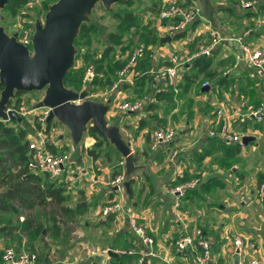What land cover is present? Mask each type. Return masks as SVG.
Instances as JSON below:
<instances>
[{
	"label": "rangeland",
	"instance_id": "rangeland-1",
	"mask_svg": "<svg viewBox=\"0 0 264 264\" xmlns=\"http://www.w3.org/2000/svg\"><path fill=\"white\" fill-rule=\"evenodd\" d=\"M168 1L171 0H134L132 6L117 2L111 4L109 8H105L101 2H97L91 12L87 14V20L85 21V23H93L96 26V31L91 34V51L100 55L104 48L110 45L111 40L109 35L117 32L118 20L116 15H123L125 11H132L143 20L141 31L145 27L151 26L154 29L158 26V36L161 37L164 35V37H171V41L168 42L169 44L167 43L171 46L169 52L171 53V57L176 56V62L179 64V68L182 67L183 70V67L187 63L186 58L191 54L189 53L188 43L198 33L192 37L194 30L188 27L185 30V36L183 38L172 39L174 35L168 34L163 30L162 27H165L168 21L162 25L161 19L156 12L157 9L162 8L163 3L165 4ZM173 1L179 2L184 7L192 5L196 10L195 19H199L201 23L207 22L200 9L198 0ZM186 1L190 3L185 5ZM211 1L213 8L219 6L216 5L217 0ZM257 1L259 5L263 0ZM44 2V0H29L27 6L22 8L15 17H6L4 19L2 17L0 19L2 20L0 25L9 35L16 30L33 26L36 21L42 22L45 16L43 8ZM239 10L240 12L244 11L241 7ZM1 14L2 16L4 15L2 11ZM224 22L230 23V29L224 31L222 26L216 27L214 25H212L213 27L211 29L216 30L222 36L235 37L241 36L245 31L249 30L251 35L250 37H243L244 40L254 42L252 44L254 47H258L264 51V37L262 36L264 35V10L253 19H239L228 16L224 18ZM125 38H133V44L129 48L138 47V36L130 33L126 34ZM208 40L209 35H207V32H203L201 33V39L198 40V44H207ZM184 41L185 43H182ZM160 46L161 44H156L151 50L156 64L161 67L169 57H167L166 50L161 49ZM74 48L75 55L80 53L75 45ZM126 54L127 52L122 53V51H119V46H117L114 58H124ZM221 57L222 53L220 51L213 61V68L217 71L219 77L228 72L230 76H232L231 74H235L233 83L213 87L210 82L211 87L208 86L205 93H203L204 91H202L201 86L206 81V78L200 75L197 81L192 83L186 92H181L178 89L176 109L168 113H165V105L163 104L148 113L143 111L145 113L144 116L137 114H133L132 116L127 111L122 112L116 110V103L121 100H137L134 98V93L132 92V85H130L132 83L125 81L121 82V86L114 93L111 92L110 88L104 90L95 88L91 94L87 92L85 98L108 105L109 110L105 115L107 126H116L122 139L128 144V134H135L139 125H145L144 133L148 134L149 137L159 127L166 126L167 128H172L175 132L174 139L176 141L172 140L171 145L181 142L180 144L182 146L180 147V154L176 157L177 160L184 153L185 159L191 161L190 163H186L187 167L185 169H177L179 174L187 178H197L199 179V184L209 175H221L225 183L224 187L215 189L210 193L183 194L178 198L168 192L159 194L152 191V193L145 189V184L149 181L146 178V174L150 170L149 167L141 161H134V165L136 163L141 164L138 167L139 170L127 173L123 156L110 142H103V146L99 149L100 156L97 159H92L88 155V150L93 148V141L86 134L90 123L87 124L81 139L77 143H74L71 140L67 127L57 119H50L51 124L49 127L46 126V119L44 122H39L38 118L42 115L45 108L35 109L34 106L38 101L42 100L44 90L21 92L15 98L11 99L14 102L17 98L19 100L17 105L23 106L28 111L24 116L22 115L20 125L29 132L28 138L30 142L42 139L44 145L47 146L53 143L60 146H55L59 151L69 153L70 159L66 163V171L68 172L64 171L60 178L51 179L56 184L63 186L64 196H67L63 205L67 211L61 209V206L58 205L59 203L55 201L49 202L46 206L29 209L18 199L11 200L10 203L14 206L15 212L9 210L3 211L0 214L3 220L1 223H6L7 226L12 227L16 226L17 229L12 236L5 235L0 240V250L3 251L4 248L9 246L18 252L35 253L37 255V264H99L96 261L97 258L100 259V256L97 254L99 251L97 247L104 250L107 248V245H109L108 242H111L112 234H115V224L119 221H125L126 225L128 223L130 225L131 218L142 221L141 216L143 212L151 204L153 206V216L156 221L163 219L168 224L175 226L174 230H177V232L171 234V238H167L168 244L173 247L175 252V241L178 237L186 232L191 234L197 229L203 230L208 226L209 223L203 221L205 220L206 214L210 215L211 222H218L222 212H219L217 209H219L218 203L221 202L222 204H227L224 209L227 213L232 214L229 217L233 219V227L228 231V236L232 233L234 236L243 237L241 233L244 231L257 228L256 230L259 235L246 239L249 244V248L247 249L248 253H251L249 249H251V245H255L256 239H264V131L254 130L256 121L249 119L247 116L250 110L256 109L258 105L264 102V94L261 90L262 81L258 78L257 71L254 68L249 65H243L242 67L240 65L239 68H234L230 62H220ZM74 64L78 66L81 64V61L76 60L74 57ZM240 68H243V70ZM235 69H238L240 73H234ZM152 78L153 83L151 87L155 89L157 88V84L160 83V79H156L154 75ZM181 78L182 76L180 74V79L175 80L173 85H177L181 81ZM166 84L164 82L161 86L165 87ZM83 90L87 91V88L84 87ZM152 92H149L145 98H142L146 104L152 100ZM255 98H261L260 103L256 102ZM219 109H223L224 113L227 114V117L231 120L230 124H233L236 131L242 133V126H245L248 135L254 136V143L246 145L238 157L230 161V165L224 167L219 162L217 163L218 157H213L202 161L200 167L197 169L196 167L198 166H195L193 162L194 157L192 152L196 149L198 142L202 144L206 133L211 127L204 121V118L206 115H211ZM137 116H140V118H137ZM237 116L244 117L245 125H243V122L237 121ZM261 125L264 128V115ZM88 138H90V141H88ZM189 138L193 139L192 142L195 141V144L187 150L185 149V147L187 148V140L185 139ZM95 139L98 140L101 137L98 136ZM95 151H98V149ZM105 151H108V154H105ZM2 152L3 156L0 168L8 170L14 165L16 155L9 149H3ZM118 170L121 171L118 175L122 177V181L129 183L131 195L129 199L126 196V189L123 187L116 192L113 190L111 181L118 175L113 178L112 174ZM178 171H169L170 177L169 179L166 178L167 181H165V184L169 188L174 187L169 184L175 179V174ZM74 174H76L75 177ZM129 180L131 181L129 182ZM199 184L194 189H197ZM262 192L263 196L261 199L260 194ZM161 198H164L162 202L160 201ZM82 202H85L84 206H81ZM116 202L121 204L123 210L114 213L111 219L108 216L104 218L100 210L105 205ZM76 205H79L82 210H78L73 220L69 219V214L68 216L63 215V213L68 212V208L72 210ZM210 207H213L211 212L207 211ZM241 210L248 212L246 220L248 226L246 227L239 223L244 218L240 217L237 213ZM215 217L217 218L215 219ZM25 218H31L36 223L43 225L44 229L41 238L38 237L36 238L37 240H33L22 233L19 224ZM100 220L112 223L107 226L108 229L103 226L98 227ZM57 226L59 227L58 231ZM135 248V252L138 254H119L123 260V264H140V261H143V258H141L142 251L136 241H134L133 249L135 250ZM122 250L128 251V249ZM131 257L132 259H130Z\"/></svg>",
	"mask_w": 264,
	"mask_h": 264
},
{
	"label": "trees",
	"instance_id": "trees-1",
	"mask_svg": "<svg viewBox=\"0 0 264 264\" xmlns=\"http://www.w3.org/2000/svg\"><path fill=\"white\" fill-rule=\"evenodd\" d=\"M43 8L46 13L49 6L54 3L56 0H44ZM234 4H239L240 0H226ZM134 0H125L121 1L127 6H132ZM29 0H8L6 5L1 10L3 15V19L6 17H15L19 11L27 6ZM50 3V4H49ZM179 3V2H178ZM189 1L185 2V5L189 4ZM222 9V8H221ZM232 8L223 9V11L228 13V16L236 17L239 19H253L259 15V13L264 10V0L257 4L255 9H244V11L240 12L239 14L232 11ZM157 15L160 13V8L157 9ZM118 24H117V32L111 33L109 38L111 40L110 45L105 47L103 52L99 54H95L91 51V34L96 31V26L93 23H85L83 22L77 32V35L74 39V45L78 48L80 53L75 55L76 60H80L81 64L76 66L73 65L72 68L65 74L63 78L64 86L69 89H74L76 91H82L83 86V77L86 72V68L91 66L93 68V76L92 79L87 83L85 86L87 88L88 94H91L92 90L98 88L100 90L109 89L112 84L118 78V71L123 68L127 63L129 56L133 50V48H129L131 44H133V38H125L126 34L132 33L134 36H138V44L137 46L143 47V54L142 56L136 58L133 65H131V72L133 75V84H132V92L134 93V98L142 99L145 98L149 92H152V100L148 102L143 110L144 111H153L156 107L160 105H165V113L176 109V99L179 93L186 92L189 89V86L192 83L197 81V78L202 75L206 78L208 82L207 86H201V89H205L212 83L213 87L217 86L220 87L222 85H229L233 83V77L236 76L235 74L229 75L224 74L223 76L219 77L217 71L213 68V61L217 57L219 50L222 49L221 46H224L223 43L216 46L210 53V55H200L197 57L191 58L185 65V67L180 68L179 73L181 74L182 78L181 81L177 85L166 84L165 87L161 86L160 83L157 84V88L151 87L153 83L152 75L150 74L151 70L157 69L160 67L156 65L153 60L152 46L156 44H162L160 42V37L158 36V31L153 30L151 26L145 27L142 31V18H139L136 13L132 11H125L123 15L117 14L116 15ZM167 20L165 18L161 19V24L163 25ZM2 22V20H0ZM200 22L199 19L193 20L189 25L191 30H194L197 24ZM188 25V26H189ZM188 27L184 28L180 32H176V34L172 37V39H180L185 36V30ZM250 33L247 37H250ZM126 39V40H125ZM201 39V35H197L194 39L189 42V53L194 52L195 45L197 44L198 40ZM127 41V43H126ZM248 42L247 40H245ZM248 43H253L249 41ZM119 46V51L122 53L127 52L124 58H114L115 57V49ZM233 57L236 58V54H239L238 51L232 53ZM232 56L222 58L220 62H230L234 65V62L237 63V58L234 61ZM244 63V64H242ZM241 64L237 63L234 68H239L243 65L247 66V63L242 62ZM171 60H166L163 65H171ZM251 67V66H250ZM253 68V67H252ZM185 69V72H184ZM243 70V68H240ZM184 72V73H183ZM234 73L239 74V70L235 69ZM183 74V75H182ZM258 78L262 81L261 83V90L264 94V80L258 75ZM220 85V86H219ZM121 86V85H120ZM127 86V84H125ZM3 89V84L0 82V91ZM205 90L203 93H205ZM203 91V90H202ZM180 92V93H181ZM20 92H15V96L20 94ZM256 102L260 103V99L255 98ZM19 100L16 98L14 101L15 106ZM12 101L10 100L8 105H10ZM259 106V105H258ZM264 112L262 113L263 119ZM212 117L209 118V125L211 128L219 129L220 123L216 122V111L213 112L211 115ZM249 119H253L250 116H247ZM237 121L243 122L245 125L246 122L244 117L237 116ZM235 118V120H236ZM262 119L260 121H256L254 125V130H262L264 131L263 126L261 125ZM141 120V119H140ZM234 120V121H235ZM12 124V125H11ZM51 124L50 120L46 122V126L49 127ZM145 128V125H139L138 131ZM232 128L233 124H232ZM245 126H242V133L246 132ZM29 132L26 128L20 125V122L17 120H7L3 121L0 119V163L3 156V149H9L13 154L16 155V160L14 165L9 168L8 170H4L0 168V214L3 211L9 210L15 212L14 206L10 203L11 200L18 199L26 208H33V207H40L46 206L51 201H55L59 203L58 205L61 206V209L67 211L64 208L63 202L66 201L67 196H64V188L62 185L56 184L55 181H52L46 174L42 173H35L29 170L27 167L28 161V145H29ZM86 134L90 136L93 141L92 147L88 150V155L93 159H97L100 156L99 149L103 146V142L109 143V141L101 136L97 130L89 125ZM100 136L101 139H95V137ZM149 135L146 134V140H148ZM254 141V140H253ZM253 141L248 142V144L254 143ZM172 142V141H171ZM170 143V142H169ZM168 143V144H169ZM48 148L55 152L57 151L53 145L48 144ZM98 149V151H95ZM243 149V145L240 141L236 142H226L223 141L219 135L210 136L208 133L200 147V149L195 150L193 153L194 163L197 169L200 167L202 161L207 158H215L218 157L219 164L222 166L230 165V161L234 160L238 157ZM105 154H108V151H105ZM135 157H133V161H135ZM220 160V161H219ZM121 171H115L112 174L114 178L116 175L120 174ZM191 178H187L186 176H178L169 184L170 186H175L179 183L184 182L185 180H189ZM131 180H129L130 182ZM225 185L222 177L220 174H213L207 176L203 182H200L197 189H188L185 191L184 194H191V193H209L217 188H223ZM128 197H130V186L127 192ZM82 208L79 205H76L75 208L72 210L68 208L67 213L65 216H68L69 219L73 220L74 215L78 212V210ZM110 219L112 215H108ZM2 216H0V240L5 237V235H13L15 230L17 229L16 226H7V224H2ZM20 230L26 237H29L33 240H37L36 238H41L43 235V225L41 223H36L31 218H25L19 224ZM59 227L57 226V231ZM134 238L128 232H121L116 235L113 240L109 243L110 248H119V249H129L134 247ZM36 242V241H35ZM184 252V251H183ZM122 258L120 255L116 257H111L110 262L111 264H122ZM0 264L2 262V250H0Z\"/></svg>",
	"mask_w": 264,
	"mask_h": 264
},
{
	"label": "water",
	"instance_id": "water-1",
	"mask_svg": "<svg viewBox=\"0 0 264 264\" xmlns=\"http://www.w3.org/2000/svg\"><path fill=\"white\" fill-rule=\"evenodd\" d=\"M121 1L125 0H56L49 6L44 20L36 21L33 25L31 54L26 46L16 41L15 35L9 36L0 25V82L3 84L0 92V119H13L18 122L22 120V116L17 112L6 111V106L15 97V92L44 90L42 100L38 101L34 108L49 109L46 122L55 118L64 124L74 143L81 139L87 124L90 123L123 156L126 172L130 173L135 169L133 154L118 128L107 126L105 115L109 110L108 105L85 99L86 90L78 92L65 87L63 83L65 74L73 67L74 39L80 25L87 20V14L97 2L109 8L111 4ZM7 2L8 0H0V19L3 17L1 10ZM198 2L203 16L216 24L210 0ZM170 41V36L160 39L162 43ZM253 140L254 136L243 135L241 144L247 145ZM123 185L128 191L129 183L126 181ZM113 189L116 190L117 187ZM84 205L83 202L81 206ZM108 254L117 256L111 249Z\"/></svg>",
	"mask_w": 264,
	"mask_h": 264
},
{
	"label": "built area",
	"instance_id": "built-area-1",
	"mask_svg": "<svg viewBox=\"0 0 264 264\" xmlns=\"http://www.w3.org/2000/svg\"><path fill=\"white\" fill-rule=\"evenodd\" d=\"M241 7L244 9H255L258 1L257 0H240ZM160 9L159 18H165L168 23L164 27V31L168 34H174L179 30L186 28L196 17L195 8L190 5L188 7L182 6L176 1H168L165 4H162ZM34 32V26H27L21 30H16L11 32L9 36L15 35L17 42L28 48L29 53H32L31 48V37ZM249 34L248 31H245L243 35L235 36H222L216 30H210L209 40L207 44L200 43L197 45L195 51L191 53L187 58V62L193 58L200 55H210L211 51L221 43L231 42L235 43L240 50V60L247 63V65L253 67L258 75L264 80V51L260 50L258 47H254L253 43H248L244 40L243 37ZM143 47H135L128 59V63L121 68L117 75V81L112 84L110 87L111 92L117 90L118 84L121 82L132 83L133 75L131 72V65H133L136 58L142 56ZM172 64L162 66L156 70H151V75H154L155 78L160 80H165L168 84L174 83L178 79L179 73V64L176 62V56L172 57ZM93 68L88 66L86 68L85 75L83 77V86L85 87L87 83L92 79ZM208 82L205 81L202 86H207ZM15 98V97H14ZM13 99V98H12ZM142 106L141 100H121L116 103V110L129 113H137L140 111ZM13 110L19 115H25L28 111L24 109L23 106H15L12 101L10 105L6 106V111ZM264 112V102L261 103L256 109L250 110L248 116L251 118L260 121L262 119V113ZM49 109L45 108L41 116H39L38 121L44 122ZM220 123L219 129L211 128L208 130L210 136L219 135V137L226 142H236L242 139L245 133H238L230 124L231 120L227 117V114L224 113L223 109L216 111V122ZM175 138V132L172 128H167L166 126L159 127L154 130L151 135L150 145L152 149H158L161 144H168ZM57 148V147H56ZM57 151H51L46 145H44L43 140H34L29 142L28 145V161L27 167L30 171L35 173L46 174L50 179H57L63 175V172L66 171V163L69 161L70 156L67 152H61L58 149ZM179 155V151L174 149L169 157V160H174L176 156ZM68 172V171H66ZM73 173V172H71ZM112 186L117 187L116 190L124 188L122 177L116 176L112 181ZM199 183L197 178H192L185 180L182 183H179L171 188L170 192L176 196L180 197L188 189H194ZM263 192L260 194L262 199ZM123 207L120 203H112L105 205L101 212L104 216H107L111 213L122 211ZM130 228L133 234L137 237L140 243L148 247V254L154 255L152 251V245L154 240L152 237L147 235L146 229L143 225L139 224L136 219H130ZM234 250L238 254L237 264H244L243 261V250L244 242L241 237L237 236L233 239ZM199 248V251L194 249ZM176 250L183 252L187 249H194L193 251L196 254V264H210V247L208 241L203 237L200 231H196L195 234L184 233L178 237L175 241ZM109 248L103 250L107 252ZM117 253H132V250H115ZM2 262L3 264H37V255L35 253L27 252H18L12 247H6L2 251ZM250 264H259V261L252 260Z\"/></svg>",
	"mask_w": 264,
	"mask_h": 264
},
{
	"label": "crops",
	"instance_id": "crops-1",
	"mask_svg": "<svg viewBox=\"0 0 264 264\" xmlns=\"http://www.w3.org/2000/svg\"><path fill=\"white\" fill-rule=\"evenodd\" d=\"M210 2H211V5L213 7L211 0H210ZM216 5H219L218 7L213 8L214 9L213 17L216 20V24L208 21L204 17L207 20V22L206 23L199 22L197 24V26L199 24H200V26H198L197 28L194 29V33H193L192 37L196 33H198V35H201V33H203V32H207V35H209L210 30L213 27L212 25H214L216 27L222 26L223 27L222 29L224 31H226L227 29H230V23H226L227 21L224 22V18L228 17V13L223 11V9H227L229 7V8L233 9L232 10L233 12L239 14L240 13L239 8L241 7L240 1H239V4H234V3H231V2L226 1V0H217ZM242 9H244V8H242ZM187 27H190V25ZM157 28H158V26H157ZM157 28H155V29L157 30ZM162 28L164 30V27H162ZM180 31H182V30H179L177 32H180ZM247 31L250 33L249 30H247ZM175 34H176V32L173 35H175ZM262 36L264 37V35H262ZM162 37H164V35L161 36L160 39ZM176 42H180V41H176ZM167 43H162L160 48L166 50L167 57H169L168 60H172L171 53L169 52L170 51L169 48H171V46H169L168 45L169 43L168 44ZM182 43H185V41ZM223 44H224V46H221L222 49L219 50V52L221 51V53H222L221 58H226L229 56L233 57L232 53H235V51H238L239 54H236V58H237L236 62L241 64L243 61L240 60L241 54H240L239 47L235 43H231V42H226ZM175 45H177V44H175ZM197 45H198V42L195 45L194 51H195ZM257 45H259V44H257ZM154 46H152V47H154ZM259 46L262 47L261 45H259ZM236 58L233 57L234 61L236 60ZM153 60H154V63L156 64L154 56H153ZM237 63L234 62L233 66H235ZM242 64H244V63H242ZM163 66H165V65H163ZM158 68H160V67H158ZM154 70H156V69H154ZM150 74H151V72H150ZM224 74H226V73H224ZM152 77H153V75H152ZM178 79H180V75L178 76ZM164 82H166V81L160 80V83L163 84ZM120 84L121 83L118 84V87L120 86ZM132 84H133V79H132ZM132 84H130V85H132ZM118 87H117V89H118ZM202 90L204 91L205 89L203 88ZM116 91H114V92H116ZM116 96H118V94H116ZM137 100L142 101V106L140 108V111L137 113H129V112H127V113L132 115V116H133V114L144 116L145 113H143V111H144L143 108L146 105V102L144 99H137ZM145 112L148 113L149 111H145ZM211 115H206L204 118V121L208 125H209V118L212 117ZM138 117L140 118V116H137V118ZM135 127H137V126H135ZM137 129H138V127H137ZM144 130H145V128L142 129L141 131L136 130L135 131L136 133L133 135L128 134L129 135L128 142H129V147H130V150L133 154V157H135V159H136L135 161L143 162L150 169L148 174H146V178H148L149 181L146 182L145 189H147L151 192L155 191L156 193H159V194L166 193V192L172 194L170 192L171 188H169L165 184V181H167L166 178L169 179V177H170L169 171L172 170L173 172H177L178 170H183L187 167L186 163H190L191 161H188L185 159L184 153L178 158V160H177V158H175L172 161L169 160V157H170V155L174 149H177L179 151V154H180V150H181L180 147H182L180 144L181 142L180 143H174L173 145H171V142L169 144H161V146L158 149H152L151 145H150L151 136L148 138V140H146V134L144 133L145 132ZM236 132L241 133L239 131H236ZM244 133L248 135L247 132H244ZM185 140H187V142H186L187 148L185 147V149H187V150L189 149V147H192L195 144V141L192 142L193 139L189 138V139H185ZM173 141H176V140L174 139ZM51 145H53L54 148H55V146L60 147L59 145H56L53 143ZM201 145L202 144L198 142L195 150L200 149ZM245 146L246 145H243V148ZM134 148H135V150H134ZM195 150H193L192 154L195 152ZM182 159H183V161H182ZM134 166H135L134 170H139L138 167L141 166V164L136 163V165H134ZM75 176H76V174H74V177ZM178 176H182L181 174H179V171L177 174H175V177H178ZM113 188H115V187H113ZM114 191L116 192L117 190H114ZM127 192L128 191H126V193ZM126 196L128 199L131 197V195H130V197H128V195H126ZM163 200H164V198H161L160 201L162 202ZM161 202H160V204H161ZM226 206H227V204H222L221 202L218 203L219 209H217V210L219 212H222L220 214L218 222H211V218L209 217L210 215L206 214L205 220H203V221H206V223H209L208 226L203 230L197 229L191 233L194 235L196 231H200L202 233L203 237L208 241V244L210 247V252H211L210 264H237L238 254L235 252L234 245H233V239L237 236L236 235L234 236L232 233L230 234V236H228V234H227V233H229L228 231L231 230L233 227V224H232L233 219L231 217H229L232 214L227 213V211L224 209V207H226ZM152 208H153V206L150 204L148 209H146V211L143 212V215L141 216L142 221H139L136 218L135 219L137 220V222L139 224H141L145 227L147 235L153 238L154 243L152 245V251H153L154 255L148 254L149 248L144 246L142 243L139 242L137 237L131 231L129 223H128V225H126L125 221H119L116 224L114 223L115 224V228H114L115 234H112L113 236L111 238V241L113 240V238L116 235H118L121 232L130 233L133 236L134 241L137 242L139 248L142 251V257L141 258H143V261H140V264H196V254L193 250L196 249L199 251V248H196V246H195V248L193 250L187 249L184 252H179L175 249L176 251L174 252L173 247H171L168 244L167 240L169 238H171V234L176 233L177 230H174L175 226L168 224V222L164 221L163 219L160 221H156L154 216H153ZM212 208L213 207L208 208L207 211L211 212ZM101 210H100V212H101ZM204 211H205V213H207L206 210H204ZM115 213H117V212H115ZM127 213L129 214V212H127ZM237 213L240 215V217H244L239 221V223L241 225H243L244 227L248 226V223L246 221L247 217H248V212L241 210V211H238ZM113 214L114 213H111L109 215H113ZM104 218H105V216H104ZM216 218L217 217H215V219ZM111 223L112 222L100 220L98 227L103 226L104 228H106ZM107 229H108V227H107ZM256 229L257 228H253L250 231L245 229L246 231L241 233V235H243V237L239 236L242 238V240L244 242V250H243V254H242L244 264H250V262L252 260H257V261H259V264H264V239L263 238H262V240H261V238L256 239L255 245H251V247H250L251 249H249V250H251V253H248V250H247L249 248V244H248V240H246V239L254 238L255 236L259 235ZM112 232H113V229H112ZM254 233H256V234H254ZM163 241H166V242H163ZM257 241H260V242H257ZM109 243L110 242H108V244ZM109 245H107V248L113 250L114 252H116L115 250L119 249V248H110ZM133 248H129L128 250L133 251L134 250ZM97 250H99L97 252V254L100 256V259L97 258L96 261L99 264H111L110 258L116 257V256H110L108 254V251L107 252L102 251V250H104L102 248L97 247ZM135 251H136V248L132 253H129V255L138 254ZM104 254H105V257H104ZM119 254L120 253H117V256ZM139 255H141V253H139ZM132 257L134 258V256H132ZM132 257L130 259H132ZM128 259H129V257H128ZM246 260H247V262H246Z\"/></svg>",
	"mask_w": 264,
	"mask_h": 264
}]
</instances>
